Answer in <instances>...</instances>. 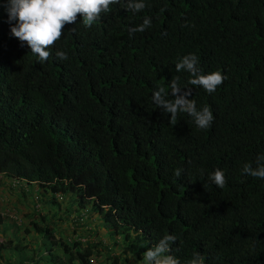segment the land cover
<instances>
[{
  "label": "trees",
  "instance_id": "16d2710c",
  "mask_svg": "<svg viewBox=\"0 0 264 264\" xmlns=\"http://www.w3.org/2000/svg\"><path fill=\"white\" fill-rule=\"evenodd\" d=\"M5 2L0 177L26 182L28 193L34 186L50 204L71 194L78 208L90 206L111 239H121L111 264L141 259L166 234L176 241L162 255L179 264L197 253L202 264H264V179L241 171L264 155V0H145L140 12L123 0L91 28L79 16L66 24L43 63L11 35ZM145 17L151 27L130 36ZM189 54L202 73L225 76L212 94L189 86L197 109L213 113L204 130L186 113L169 123L152 102L158 87L171 92L172 79L187 84L190 74L175 64ZM216 169L223 188L207 179ZM32 225L47 264H98L93 244ZM22 247H12L7 264L29 261L34 253Z\"/></svg>",
  "mask_w": 264,
  "mask_h": 264
},
{
  "label": "clouds",
  "instance_id": "9594fccd",
  "mask_svg": "<svg viewBox=\"0 0 264 264\" xmlns=\"http://www.w3.org/2000/svg\"><path fill=\"white\" fill-rule=\"evenodd\" d=\"M122 2L123 0H6L4 7L8 13L11 35L18 38L21 44L26 42L31 53L43 63L51 55L48 49L62 37L66 24H75L79 16L83 25L91 28L102 13L110 11L111 5ZM124 7L133 12H140L146 7V3L145 0H126ZM149 27H151V18L145 17L140 25L129 29L130 36L136 32H144ZM56 57L64 60L67 59V54L57 51ZM197 65L198 58L194 54L184 56L175 64V68L177 72L186 71L190 74L191 78L187 84L181 86L178 78L172 79L171 92L158 87L152 93V102L164 113L171 114L169 123L176 125L178 113H186L192 117L198 128L204 130L211 126L214 120L213 113L208 106L197 109L195 101L188 98L192 95L189 86L203 88L207 93L212 94L223 83L225 76L220 71L204 74ZM168 95L174 99H167ZM256 165L253 167L251 163L244 164L242 174L264 179V155L256 158ZM181 174L182 169L174 170L176 177H180ZM207 179L219 188H223L226 182L221 169L209 173ZM175 241V235L166 234L162 237L154 248L145 252V264H179L174 257L162 255L170 251ZM188 264H202V258L198 253L194 254Z\"/></svg>",
  "mask_w": 264,
  "mask_h": 264
},
{
  "label": "rangeland",
  "instance_id": "374dc122",
  "mask_svg": "<svg viewBox=\"0 0 264 264\" xmlns=\"http://www.w3.org/2000/svg\"><path fill=\"white\" fill-rule=\"evenodd\" d=\"M10 179L0 177V264H7V259L15 258L18 250L12 249L14 245L25 246L27 256L28 252L34 253L29 257V264H47L45 252H42L47 244L43 234L34 230V221L39 226L46 224L54 229L55 239H79L93 244L91 260L98 264H111L110 256L120 254L121 239L117 236L116 242L111 239L107 226L91 211L90 206L78 208L71 194L55 195V202L50 204L48 194L36 192L32 185L28 193L26 182L18 183L13 179L11 182ZM8 239L12 242L9 249L6 248ZM20 253L23 255V252ZM117 264H145V261L144 256L141 259L129 256L128 262L119 260Z\"/></svg>",
  "mask_w": 264,
  "mask_h": 264
}]
</instances>
